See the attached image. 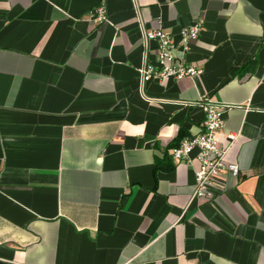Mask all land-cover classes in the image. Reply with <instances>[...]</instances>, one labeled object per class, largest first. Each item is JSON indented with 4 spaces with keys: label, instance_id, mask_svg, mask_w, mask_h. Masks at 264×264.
I'll use <instances>...</instances> for the list:
<instances>
[{
    "label": "crops",
    "instance_id": "0c3cea01",
    "mask_svg": "<svg viewBox=\"0 0 264 264\" xmlns=\"http://www.w3.org/2000/svg\"><path fill=\"white\" fill-rule=\"evenodd\" d=\"M199 20L204 74L142 84L144 31ZM263 75L264 0H0V264H264ZM208 101L240 176L196 200Z\"/></svg>",
    "mask_w": 264,
    "mask_h": 264
},
{
    "label": "built area",
    "instance_id": "2783aa9c",
    "mask_svg": "<svg viewBox=\"0 0 264 264\" xmlns=\"http://www.w3.org/2000/svg\"><path fill=\"white\" fill-rule=\"evenodd\" d=\"M89 21L98 25L109 23L104 7L92 10L88 15ZM204 31V22L199 20L192 26L182 30L178 36L166 33L164 29L144 31V63L138 69L142 84L162 82L173 79H194L204 74V68L192 64L188 60L191 44L200 39ZM264 82V75L261 79ZM203 131L197 136L181 140L172 149L171 154L176 164H188L199 167L195 171V192L193 199H209L212 190L221 180L229 177L238 178L240 168L237 164L229 163L226 159L229 148L220 146L217 135L224 129L222 117L226 106L214 102H206ZM230 146L238 136H227Z\"/></svg>",
    "mask_w": 264,
    "mask_h": 264
},
{
    "label": "trees",
    "instance_id": "16d2710c",
    "mask_svg": "<svg viewBox=\"0 0 264 264\" xmlns=\"http://www.w3.org/2000/svg\"><path fill=\"white\" fill-rule=\"evenodd\" d=\"M255 65H256V60L252 61V63H251L250 66H249V69H250V68L252 69L253 67H255ZM181 140H182V139H181ZM181 140H180L176 145H174L173 148L177 147V146L179 145V143L181 142Z\"/></svg>",
    "mask_w": 264,
    "mask_h": 264
}]
</instances>
